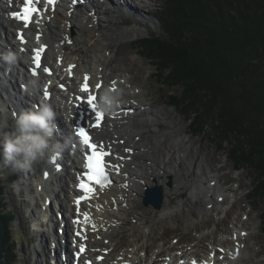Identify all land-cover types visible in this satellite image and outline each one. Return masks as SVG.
<instances>
[{
  "label": "bare ground",
  "instance_id": "6f19581e",
  "mask_svg": "<svg viewBox=\"0 0 264 264\" xmlns=\"http://www.w3.org/2000/svg\"><path fill=\"white\" fill-rule=\"evenodd\" d=\"M21 1L0 0V54L12 51L17 55V63L11 68L0 61V86L5 87L6 93H9V100L0 98L3 106L6 105V101H10L6 107L11 118L14 112L25 111H22L24 103H27L24 107L27 110L32 105L47 103L57 114L54 120L57 131L54 133L53 144L58 142L60 147L50 148L30 170L31 182L37 189L35 198L42 200L43 205L36 226L40 228V219L52 222L47 201L50 198L56 200L55 197H51L50 190L56 192L59 188L58 196L59 193H63L57 204L59 202V212L63 209L61 214L63 228L70 233V242L67 245L63 240L62 243L61 238L64 236L61 237L56 231V234L52 235L49 244L53 249V253L51 251L50 253L56 260L55 264H65L69 259L68 264H73L69 257L74 258L75 255H78L80 262L88 261L91 264H192V260L206 264H236L235 257L240 255L239 249L244 245L245 238L244 227L238 228L237 225L232 228L233 232L228 240H221V236L216 238L212 243L214 247L209 248L206 256L201 255L199 258L196 257L192 245L179 246L175 243L170 245L166 253L164 246H158L147 257L139 256L143 249L138 252L135 245L120 248L113 242L112 233L124 228L128 224L129 216L140 217L135 211V206L146 188L156 184L155 186H162L165 192L172 194V191L176 192L182 186L194 187L196 182L185 181L182 178L174 183L172 189L166 188L165 179L180 172L178 164L185 166L188 173L199 174V167L196 166L199 164L188 155L190 146L181 145L174 137L171 149H163L161 154L157 155L160 161L153 160L150 149L157 150L158 146L154 137L149 138V132L153 128L157 130L159 128L157 122H162L165 116L164 111L154 109L148 104L149 95L152 94L146 91L150 84L138 85L135 82L137 73L133 72L132 75L123 70L125 73L122 74L115 73L112 76L107 74V67L115 62V57L118 58L117 54L113 56L110 53L108 45L114 37L111 28L116 22L117 15H110V9L104 7L103 3L108 2L111 8L118 4L120 12H116L120 15L126 10L131 12L130 4L132 3L134 7V0H119V3H115L114 0H76L74 4V0H58L54 7L39 1L41 15L34 17L28 28H24L23 24L11 15L17 12L16 6ZM138 1L144 3L143 0ZM18 33L23 36L24 43H21ZM73 34L76 36L75 40L82 34L85 50H91L93 53L85 63L81 62V57L73 58L66 52V44ZM37 35L40 36L39 40ZM2 40L6 41V44ZM91 41L93 43L89 44ZM115 42H118L117 37ZM41 45L45 47L41 59L42 67L33 75L32 55ZM45 67L49 69V73L43 71ZM85 75L89 77V93L80 91L81 85L85 83ZM14 84L18 85V89ZM97 84L101 86L97 88ZM105 88L120 89L122 102L113 112L103 115L101 126L90 128V132L97 143L112 151L106 156L112 182L103 188H95L96 192L92 199L80 203L78 213L75 200L80 193L76 191V183L80 178L79 168L81 166L84 168L86 152L75 133V124L82 122L90 124L93 121V114L86 103V98L97 93L94 102L96 105L99 94ZM46 91L48 95L50 94L49 98L45 96ZM77 97H82L83 100H78ZM163 135L162 133L157 137L161 138ZM165 157L168 163L165 162ZM49 176L51 177L48 178ZM62 179L63 183H59ZM47 184L50 190L46 187ZM204 188L216 194L217 201L213 208L219 207L224 195L218 192L217 183L209 180V185ZM203 211L208 213L210 210L205 208ZM123 212H126L128 217L123 216ZM84 213L89 216L88 222L84 221ZM77 217L80 218L79 223H75ZM186 222L192 224L188 217ZM78 231L81 232L80 236L76 235ZM80 244L85 246L82 253ZM138 256L139 260H135Z\"/></svg>",
  "mask_w": 264,
  "mask_h": 264
},
{
  "label": "rangeland",
  "instance_id": "374dc122",
  "mask_svg": "<svg viewBox=\"0 0 264 264\" xmlns=\"http://www.w3.org/2000/svg\"><path fill=\"white\" fill-rule=\"evenodd\" d=\"M114 1L119 3V0ZM143 1L144 3L141 4L138 0H134L135 6L130 4L131 12L126 10L120 15L116 12H120L118 4L111 8L108 2L103 3L104 7L110 9V15H117L116 22L111 28V34L114 37L111 38L108 45H110V53L113 56L117 54L118 58L115 57L116 63L112 62L107 67V74L112 76L115 73L126 72L132 75L133 72L137 73L135 82L138 85L141 83L150 84L146 93L152 95H149V99L145 96L148 99V104L154 109L164 111L163 116L166 118L162 122H157L159 126L157 130L153 128L149 132V138L154 137L158 146L157 150L150 149L153 160L160 161V158L157 159V155L161 154L163 149H171L174 137L181 145L190 146L188 155L199 164L196 165L199 167V174L188 173L185 166L178 164L180 172L176 176L170 175L165 179L166 188L172 189L174 183L179 182L182 178L185 181L196 182V187H184L181 183L182 188L176 192L172 191V194L163 189L164 201L159 209L143 205L146 188L135 206V211L140 217L130 218L126 212H123V216L128 217V224L112 233L113 242L120 248L135 245L138 247V252L143 249L139 256L146 255L147 257L158 246H164L166 253L170 245L175 243L179 246L192 245L196 257L199 258L201 255L206 256L209 248L214 247L212 243L216 238L221 236V240H228L233 232L232 228L237 225L238 228L244 227L245 238L244 245L239 249L240 255L234 256L237 261L235 263L264 264V232L261 223L264 200L256 198L253 194L252 171L249 166L236 170L227 156V150L230 148L228 142L223 143V149H220L211 140L209 134L194 136L190 131L189 121L186 117L180 113L179 109L169 104L173 100L169 97V89L162 80H158L155 76V67L143 55L145 50L142 47L144 38L148 35L161 34L159 15L163 9L164 0ZM66 35L68 37L67 33ZM116 37L118 42H115ZM75 39L76 36L73 34L66 44V52L73 58L81 57V62L85 63L93 53L91 50H85L82 44V34H80L79 41ZM2 41L6 44V41ZM92 43L93 41L89 42V44ZM14 85L18 89V85ZM0 97L7 100L4 93H0ZM8 103L10 101H6V105L3 106L0 98V141H2L4 133L15 130L13 117L14 114H20L14 112L11 118L6 107ZM26 104L24 103L22 111H28L27 108H24ZM156 133L164 135L160 138ZM165 162L168 163L167 157H165ZM161 171L165 172V170ZM62 173L64 175V172ZM0 177L7 206L14 211L16 217L11 222L12 238L15 241L14 248L18 256L16 264H53L55 258H52L53 249L49 244V241H52V235L58 233L61 237L64 236V238L60 237L62 243L63 240L67 245L70 242V233L63 228L64 222L61 218L63 209L58 211L59 202L57 204V201L59 197L60 200L62 199L63 193H59L58 196L59 188L56 189V192H51L47 184L46 187L50 190L51 197H55L56 201L52 198L47 201L52 222L40 219L42 226L39 228L35 223L37 218H40L39 213L43 205L42 200L35 198L37 189L31 182L32 171H28V175L27 171H14L0 158ZM63 180L59 183H63ZM209 180L217 183L218 192L224 195V200L220 201L221 205L217 208H213L217 201L216 194L214 195L212 191L204 188L209 185ZM205 208L210 211L204 212ZM186 217L189 218L191 225L186 222ZM199 240L201 241L199 242ZM226 244L229 243L226 242ZM139 256L135 260H139Z\"/></svg>",
  "mask_w": 264,
  "mask_h": 264
},
{
  "label": "trees",
  "instance_id": "16d2710c",
  "mask_svg": "<svg viewBox=\"0 0 264 264\" xmlns=\"http://www.w3.org/2000/svg\"><path fill=\"white\" fill-rule=\"evenodd\" d=\"M159 24L142 47L169 104L194 136L229 143V161L250 167L253 194L264 200V0H164ZM15 218L0 177V264L17 262Z\"/></svg>",
  "mask_w": 264,
  "mask_h": 264
},
{
  "label": "clouds",
  "instance_id": "9594fccd",
  "mask_svg": "<svg viewBox=\"0 0 264 264\" xmlns=\"http://www.w3.org/2000/svg\"><path fill=\"white\" fill-rule=\"evenodd\" d=\"M0 61L11 68L17 63V55L12 51L0 54ZM120 89L105 88L99 94L96 104L98 111L105 114L113 112L122 102ZM57 117L53 107L47 103L32 107L20 114H14V131L6 132L0 141V158L14 171H30L32 165L42 158L50 148H59L53 144Z\"/></svg>",
  "mask_w": 264,
  "mask_h": 264
},
{
  "label": "snow or ice",
  "instance_id": "6c2138e0",
  "mask_svg": "<svg viewBox=\"0 0 264 264\" xmlns=\"http://www.w3.org/2000/svg\"><path fill=\"white\" fill-rule=\"evenodd\" d=\"M34 0H26L25 6L22 9L21 12H13L11 15L15 20L23 21L24 28H28L30 25V22L33 18V14L38 12V9L36 7H33ZM56 3V0H47V4L53 5ZM20 38L21 43H24V38L21 34H17ZM40 39V36L37 35V40ZM45 47L41 45L40 48L34 50V56H33V62L35 64V68L33 69L32 74L36 75V71L42 67L41 63V54L44 53ZM43 71L45 73H49L48 68H43ZM69 74L71 75V68L69 69ZM84 81L80 87V91L82 93H89V77L87 75L84 76ZM101 85L97 84L96 87L99 88ZM63 87V86H61ZM47 91L45 92V96H47ZM78 100H83L82 97H77ZM95 97L92 95H88L86 103L91 109V111L94 113V123L89 124L88 127H81L78 126L76 129V135L80 138L81 144L85 147V152L87 153L84 156V168L87 169V172L84 174V178L80 179V183L77 185V187L81 190L83 195L79 196L75 203L77 204V211L79 213V205L81 201H88L92 199L94 196L96 189L93 187V185H98L100 188H103L105 186V183L107 181V174L106 169L109 166L105 160V157L110 155L108 151H106V147L101 144L93 141V138L91 137L89 133V128L95 127L99 128L101 126V121L103 119V113L98 111L96 108V105L94 104ZM53 161H55V157H53ZM115 167L114 165H112ZM57 170H59V167H57ZM84 221L88 222L89 216L87 213H84ZM75 223H79V221H75ZM77 236L81 235V232L76 233ZM80 252L82 253L85 250V246L83 244L79 245ZM195 264V262H194Z\"/></svg>",
  "mask_w": 264,
  "mask_h": 264
},
{
  "label": "water",
  "instance_id": "95a60500",
  "mask_svg": "<svg viewBox=\"0 0 264 264\" xmlns=\"http://www.w3.org/2000/svg\"><path fill=\"white\" fill-rule=\"evenodd\" d=\"M163 188L162 186H152L145 190L143 197V205L151 206L153 209H159L163 203Z\"/></svg>",
  "mask_w": 264,
  "mask_h": 264
}]
</instances>
